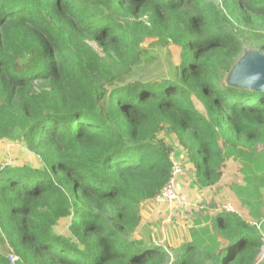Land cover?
Masks as SVG:
<instances>
[{
	"label": "trees",
	"instance_id": "obj_1",
	"mask_svg": "<svg viewBox=\"0 0 264 264\" xmlns=\"http://www.w3.org/2000/svg\"><path fill=\"white\" fill-rule=\"evenodd\" d=\"M247 34L264 53V0H0V264H264V92L227 83ZM148 39L179 68L130 81ZM164 132L199 188L235 168L256 216L217 206L175 246L143 233Z\"/></svg>",
	"mask_w": 264,
	"mask_h": 264
},
{
	"label": "rangeland",
	"instance_id": "obj_2",
	"mask_svg": "<svg viewBox=\"0 0 264 264\" xmlns=\"http://www.w3.org/2000/svg\"><path fill=\"white\" fill-rule=\"evenodd\" d=\"M243 45H244V50L242 55L240 56L238 62H244V59L246 56L251 57L255 53L259 52L262 53L259 48V41L255 39L252 35L250 36L249 34L245 35L243 37ZM264 55V53H262ZM181 61V50L178 46L173 45L169 41L166 40H161V39H148L143 43V47L141 48V54L139 61L137 62L136 65H134L131 70L125 74V77H127L130 81L134 80L136 77H139V79H148V80H153V79H160L164 77H170L173 76L178 68L179 64ZM236 63V64H237ZM235 67V66H234ZM238 75L237 68H233L232 72L229 74L227 81L230 79L228 83L229 86H232V79H237L236 76ZM233 87V86H232ZM172 134L168 133H163L162 136L165 138L168 143H171L174 147V144H177L174 138L171 137ZM179 149V146L176 147ZM259 149H263V147H258ZM239 173L235 168H230L227 172V178L226 181L222 182L218 186L215 187V191L208 190V191H213V198L211 202V206L215 204V202H218L219 204H223L225 202H232V200L238 201L234 198V194L231 191V181L237 176ZM239 183H241V180H239ZM240 208L244 207L240 204L238 201ZM231 205L233 210L235 212H239L240 214H244L241 212V209H236L233 206V203H228L225 205ZM224 206V205H223ZM210 206H207L204 208L206 212H212L213 209ZM216 207V206H215ZM214 207V208H215ZM223 210V207L221 208ZM211 214V213H210ZM152 221L153 220H158L155 219L156 216H152ZM212 225L213 222H212ZM150 230H144L143 232L153 238L156 242L160 243L161 245L168 247V246H175L177 245V241L175 242L171 232L168 230H165L166 228V222H156V223H151L149 224ZM264 241V240H263ZM176 243V244H175ZM175 244V245H174ZM264 260V248L262 253L259 255V261ZM17 262V260H16ZM15 262V263H16ZM12 263V262H11Z\"/></svg>",
	"mask_w": 264,
	"mask_h": 264
},
{
	"label": "crops",
	"instance_id": "obj_3",
	"mask_svg": "<svg viewBox=\"0 0 264 264\" xmlns=\"http://www.w3.org/2000/svg\"><path fill=\"white\" fill-rule=\"evenodd\" d=\"M177 146H179V149L176 148ZM173 159L182 164L184 171L177 179V188L179 193L178 199L172 207H159L153 201L144 203L142 207V232L143 229L148 231L150 230L149 224L160 222L161 220L163 223L166 222L165 230L171 232L174 241H177L176 243L178 244L181 240L188 237L191 229L196 228L199 221L204 222L205 217L214 218L217 215V209L214 208L215 206L223 207V205L228 203H233V206L236 209H239L240 206L238 201L235 200H232V202H225L222 205L215 202L213 207L211 206L213 198L215 199L213 191L217 188H214L213 191H208L206 189L199 188L195 184L194 167L188 161L183 147L178 142L177 144H174ZM207 206L212 207L213 211L206 212L204 208ZM240 209L241 212L244 213L243 215L248 218L256 216L255 210H251L248 206ZM261 215L264 216V208H262ZM152 216H156L155 219L158 220L152 221ZM202 225H205V222ZM209 225L212 226V222H210Z\"/></svg>",
	"mask_w": 264,
	"mask_h": 264
},
{
	"label": "water",
	"instance_id": "obj_4",
	"mask_svg": "<svg viewBox=\"0 0 264 264\" xmlns=\"http://www.w3.org/2000/svg\"><path fill=\"white\" fill-rule=\"evenodd\" d=\"M237 79H232V86L248 89L252 92H264V55L255 53L251 57L246 56L244 62H238ZM230 77V76H229ZM230 79L227 81L229 82Z\"/></svg>",
	"mask_w": 264,
	"mask_h": 264
},
{
	"label": "built area",
	"instance_id": "obj_5",
	"mask_svg": "<svg viewBox=\"0 0 264 264\" xmlns=\"http://www.w3.org/2000/svg\"><path fill=\"white\" fill-rule=\"evenodd\" d=\"M183 166L180 162L173 159L172 154V172L171 178L168 183L164 186L162 191L153 199V202L159 207H172L178 199V188L177 179L183 174ZM223 210L227 212H235L231 205H224ZM18 258L16 256H11L10 261L12 264L16 262Z\"/></svg>",
	"mask_w": 264,
	"mask_h": 264
},
{
	"label": "clouds",
	"instance_id": "obj_6",
	"mask_svg": "<svg viewBox=\"0 0 264 264\" xmlns=\"http://www.w3.org/2000/svg\"><path fill=\"white\" fill-rule=\"evenodd\" d=\"M153 201V200H152Z\"/></svg>",
	"mask_w": 264,
	"mask_h": 264
}]
</instances>
